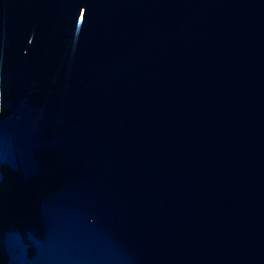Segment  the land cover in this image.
<instances>
[{
    "label": "water",
    "instance_id": "1",
    "mask_svg": "<svg viewBox=\"0 0 264 264\" xmlns=\"http://www.w3.org/2000/svg\"><path fill=\"white\" fill-rule=\"evenodd\" d=\"M0 264H264V0H0Z\"/></svg>",
    "mask_w": 264,
    "mask_h": 264
}]
</instances>
